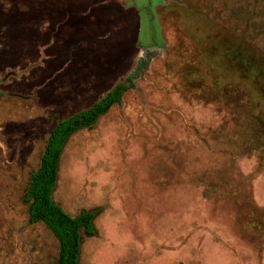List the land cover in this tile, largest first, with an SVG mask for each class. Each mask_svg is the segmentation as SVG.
<instances>
[{"label":"rangeland","instance_id":"rangeland-1","mask_svg":"<svg viewBox=\"0 0 264 264\" xmlns=\"http://www.w3.org/2000/svg\"><path fill=\"white\" fill-rule=\"evenodd\" d=\"M54 200L98 208L79 264H264V0H0V264H55L23 196L52 126Z\"/></svg>","mask_w":264,"mask_h":264},{"label":"trees","instance_id":"trees-1","mask_svg":"<svg viewBox=\"0 0 264 264\" xmlns=\"http://www.w3.org/2000/svg\"><path fill=\"white\" fill-rule=\"evenodd\" d=\"M140 69L116 83L89 107L58 120L49 131L37 169L29 176L23 196L28 203V221L31 224L43 222L57 238L59 251L55 264H79L81 233H96L93 220L99 212L98 208H93L71 215L53 198L65 143L73 133L93 125L113 105L121 103L124 93L135 87Z\"/></svg>","mask_w":264,"mask_h":264}]
</instances>
